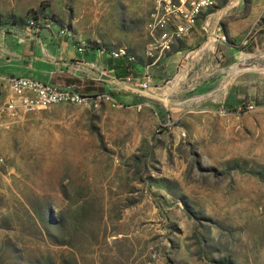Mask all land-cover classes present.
Listing matches in <instances>:
<instances>
[{
	"label": "rangeland",
	"instance_id": "obj_1",
	"mask_svg": "<svg viewBox=\"0 0 264 264\" xmlns=\"http://www.w3.org/2000/svg\"><path fill=\"white\" fill-rule=\"evenodd\" d=\"M247 1L214 0L151 59V0H0L135 64L77 89L107 101L0 117V264H264V54L224 33Z\"/></svg>",
	"mask_w": 264,
	"mask_h": 264
},
{
	"label": "crops",
	"instance_id": "obj_2",
	"mask_svg": "<svg viewBox=\"0 0 264 264\" xmlns=\"http://www.w3.org/2000/svg\"><path fill=\"white\" fill-rule=\"evenodd\" d=\"M235 13H238V10H235ZM8 15L10 11L1 7L0 79L28 77L56 88L70 84L77 92L82 82L85 83L87 91H92L96 84L101 87H105L107 82L123 84L121 79L125 75H134V60L126 62L123 58L108 59L98 55L96 48L86 55H78L75 51L76 43L72 42L71 38L55 39L47 29L28 30L24 22L11 23ZM224 33L235 45L245 46V49H248L246 55L259 51L264 54V0H248L246 11L227 22ZM173 52L177 53V50ZM77 59L85 65L74 64ZM102 69L104 76L100 77L97 74ZM0 92L2 96L6 95L1 82Z\"/></svg>",
	"mask_w": 264,
	"mask_h": 264
},
{
	"label": "built area",
	"instance_id": "obj_3",
	"mask_svg": "<svg viewBox=\"0 0 264 264\" xmlns=\"http://www.w3.org/2000/svg\"><path fill=\"white\" fill-rule=\"evenodd\" d=\"M214 0H151V11L143 25L144 30V55L147 58H156L168 52L171 46L184 36L192 28L193 22L198 14L213 5ZM48 18L29 16L25 19L24 26L28 30L36 31L38 28L47 29L51 26ZM56 34L70 39L69 32L62 28ZM75 51L78 55L84 53L81 44H76ZM98 55H104L108 59L123 58L126 62H132L133 57L124 48L104 50L97 48ZM74 64L85 65L77 59ZM104 70H100L98 76H104ZM132 80L130 74L125 75L121 81ZM6 95L0 92V117H14L18 112L35 111L56 104H83L84 102L101 99L107 101L105 95L80 94L75 91L73 85H65L56 88L48 83L28 77H10L0 79ZM144 84L140 87L144 88ZM249 103H241L236 106V111H250Z\"/></svg>",
	"mask_w": 264,
	"mask_h": 264
}]
</instances>
